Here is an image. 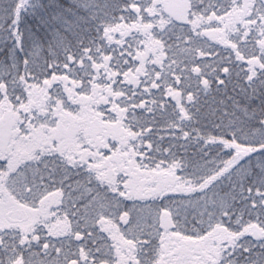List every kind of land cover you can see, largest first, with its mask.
Here are the masks:
<instances>
[{
    "label": "trees",
    "instance_id": "16d2710c",
    "mask_svg": "<svg viewBox=\"0 0 264 264\" xmlns=\"http://www.w3.org/2000/svg\"><path fill=\"white\" fill-rule=\"evenodd\" d=\"M2 105L57 129L0 157V199L44 207L0 264H163L177 238L264 264V0H0Z\"/></svg>",
    "mask_w": 264,
    "mask_h": 264
},
{
    "label": "rangeland",
    "instance_id": "374dc122",
    "mask_svg": "<svg viewBox=\"0 0 264 264\" xmlns=\"http://www.w3.org/2000/svg\"><path fill=\"white\" fill-rule=\"evenodd\" d=\"M170 3H167V5ZM172 4V3H171ZM5 105L0 106V116L4 112ZM61 118L59 111L56 113L55 117ZM71 120H75L72 116ZM91 125V124H90ZM89 125V126H90ZM76 123L75 127L77 132L70 135V138L64 139V143H72L77 145L80 133L82 136H89L90 132L85 133L84 126ZM57 128L46 124L45 126H40L37 129L32 130L30 133H26L20 127V123L14 127L11 142L8 147V151L5 153L0 151V157L6 158L7 156L12 157L14 160H19V158L25 153L27 154L31 150H35L40 145L52 146L54 144L53 138L56 136L55 130ZM90 130V129H89ZM76 133V134H75ZM71 143V144H72ZM72 144V145H73ZM60 145V144H59ZM130 164L131 161H129ZM122 168V167H121ZM44 207L39 209H31L24 205L18 204L10 195L4 193L0 199V232L6 229H18L20 233L23 234L25 241H32L37 239L36 235L38 228L42 226L40 217L43 216ZM174 244H165V256L163 264H203L198 255L197 251L191 253L193 256H189L187 242L184 239L177 238L173 241ZM196 249V248H195ZM201 249V247H200ZM118 264H133L135 263L133 258L130 256L129 251H123L121 247L116 248ZM69 264H77L74 261L69 262Z\"/></svg>",
    "mask_w": 264,
    "mask_h": 264
},
{
    "label": "water",
    "instance_id": "95a60500",
    "mask_svg": "<svg viewBox=\"0 0 264 264\" xmlns=\"http://www.w3.org/2000/svg\"><path fill=\"white\" fill-rule=\"evenodd\" d=\"M168 11L176 13L175 7H169ZM22 112L19 110H6L0 116V151L6 152L12 139L14 127L21 120ZM107 264V263H103Z\"/></svg>",
    "mask_w": 264,
    "mask_h": 264
},
{
    "label": "flooded vegetation",
    "instance_id": "af4514ba",
    "mask_svg": "<svg viewBox=\"0 0 264 264\" xmlns=\"http://www.w3.org/2000/svg\"><path fill=\"white\" fill-rule=\"evenodd\" d=\"M35 241H37V239Z\"/></svg>",
    "mask_w": 264,
    "mask_h": 264
}]
</instances>
